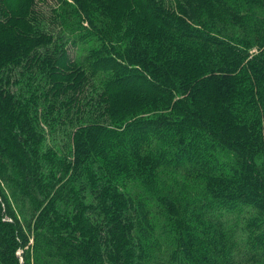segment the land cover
<instances>
[{
    "label": "trees",
    "instance_id": "16d2710c",
    "mask_svg": "<svg viewBox=\"0 0 264 264\" xmlns=\"http://www.w3.org/2000/svg\"><path fill=\"white\" fill-rule=\"evenodd\" d=\"M38 1L0 0V263L264 264L260 0Z\"/></svg>",
    "mask_w": 264,
    "mask_h": 264
},
{
    "label": "rangeland",
    "instance_id": "374dc122",
    "mask_svg": "<svg viewBox=\"0 0 264 264\" xmlns=\"http://www.w3.org/2000/svg\"><path fill=\"white\" fill-rule=\"evenodd\" d=\"M46 2H41L38 1L37 2V8L39 9V11L44 14V22H49L50 21V13L49 10L54 6L56 7V2L54 0H45ZM55 4V5H54ZM251 8V9H250ZM250 9V10H248ZM248 16L250 19H258V18H264V0H260V3H251L248 8L246 9ZM244 12V11H242ZM215 15L214 12H207V11H202L201 13H198V15L203 16V15ZM230 21L227 22H219V21H214L212 23V30H217L216 32L212 33L214 34L215 37H219L220 39H224V40H228L230 42L229 39L234 40V36L237 37V35H240V31H243L242 29H248V25L246 26H239V24H230ZM257 29H260L259 24ZM82 46L81 45H76L75 47H73V51L71 52L73 54V56H78L79 53L82 50ZM22 71L21 66H17L13 69L12 71V75L9 76L7 73H4V78L1 79V81H4L6 83L7 87H13L14 90V96L17 97V99H19V102L21 105L24 106L23 111H21L22 116L26 115V114H34L35 111L37 112L36 115H30L32 117V124L30 122L31 125H33L34 127H37L39 129H37L38 131H40V127H42V120L40 118V113H39V108L38 105L36 107H32L31 104H26V102L24 101V99L19 95L22 92H24V78L25 75L22 73L20 74V72ZM13 79H17V83L15 85L12 86V81ZM38 108V110H37ZM21 114L17 117H12V118H16L15 123L13 124V129L17 130L18 126L20 125L19 121H20V116ZM7 119V117L5 118ZM9 128V126H8ZM10 129V128H9ZM61 132L58 131V133H56V137H59V139H61ZM48 139L50 140V142L53 140V137H48ZM58 140V138H57ZM5 143L8 141V137L5 138ZM48 140L44 139V138H40L39 141L37 143L39 144H45L47 143ZM11 142V141H10ZM6 181H8L9 179L5 176ZM16 199H21V194L19 193V189L18 192L16 191ZM18 204L20 207H24L23 209L25 210L26 213H30V205L28 203V201L25 202H20L18 200ZM2 217L3 219H9V215L5 213V211H2ZM15 255L17 257L18 263L21 264L22 262V247H18L17 250L15 251ZM1 264V263H0Z\"/></svg>",
    "mask_w": 264,
    "mask_h": 264
}]
</instances>
